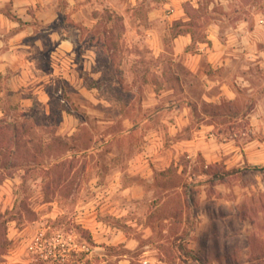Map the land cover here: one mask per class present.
<instances>
[{
	"label": "rangeland",
	"instance_id": "1",
	"mask_svg": "<svg viewBox=\"0 0 264 264\" xmlns=\"http://www.w3.org/2000/svg\"><path fill=\"white\" fill-rule=\"evenodd\" d=\"M119 1L92 6L93 27L73 25L77 53L90 51L76 69L87 94L56 77L48 107L0 120V264H264V171L252 169L264 162L227 167L177 147L193 135V122L172 126L185 94L171 43L184 28H167L155 58L145 0ZM185 11L196 27L209 22ZM193 107L235 113L226 103ZM214 120L219 142L233 136L227 117ZM242 120L240 139L264 141ZM148 150L152 162L132 174Z\"/></svg>",
	"mask_w": 264,
	"mask_h": 264
},
{
	"label": "crops",
	"instance_id": "2",
	"mask_svg": "<svg viewBox=\"0 0 264 264\" xmlns=\"http://www.w3.org/2000/svg\"><path fill=\"white\" fill-rule=\"evenodd\" d=\"M138 1L143 0L127 3L135 6ZM119 2L0 0V120L30 115L36 106L48 107L56 77L69 85H78L79 93L87 94L76 69L81 66L86 70L90 51L77 53L81 29L73 25L93 27L98 21L90 15L93 5L112 6ZM144 3L148 8L145 16L148 25L142 32L150 55L161 58L165 53L163 38L174 22H180L184 28L173 38L171 50L184 70L183 74H177V81L185 94L182 100L185 106L171 109L176 120L170 125L185 129L193 122V135L177 147L201 155L207 163L223 160L227 167L264 162V141L242 140L237 134L242 133V117L248 120L252 132L264 130V0H145ZM187 5L200 14L203 10L207 17L200 19L207 18L209 22L203 27L190 23L193 18L185 11ZM61 21L63 26L59 28ZM136 33L135 28L125 32ZM186 100L191 101L190 106ZM223 103L235 113L213 114L193 107L194 104L218 107ZM216 117H227L225 126L234 132L223 142L215 136ZM65 122L67 125L68 117ZM151 155L148 150L134 158L130 162L131 173L148 168Z\"/></svg>",
	"mask_w": 264,
	"mask_h": 264
},
{
	"label": "trees",
	"instance_id": "3",
	"mask_svg": "<svg viewBox=\"0 0 264 264\" xmlns=\"http://www.w3.org/2000/svg\"><path fill=\"white\" fill-rule=\"evenodd\" d=\"M252 169L254 170H259V171H264V167H258V166H255V167H252ZM241 169H236V170H232V171H228L225 173L226 176H231L233 175L234 173H237V172H240ZM224 175V176H225ZM48 260H44V261H38L39 263H35V264H45L47 263Z\"/></svg>",
	"mask_w": 264,
	"mask_h": 264
}]
</instances>
